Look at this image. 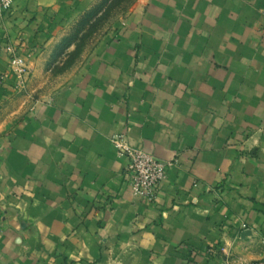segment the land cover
<instances>
[{"label":"crops","instance_id":"1","mask_svg":"<svg viewBox=\"0 0 264 264\" xmlns=\"http://www.w3.org/2000/svg\"><path fill=\"white\" fill-rule=\"evenodd\" d=\"M93 1L0 16V264L264 259V0H136L28 107L3 78L12 52L35 75ZM115 135L174 161L154 203L132 195Z\"/></svg>","mask_w":264,"mask_h":264},{"label":"rangeland","instance_id":"2","mask_svg":"<svg viewBox=\"0 0 264 264\" xmlns=\"http://www.w3.org/2000/svg\"><path fill=\"white\" fill-rule=\"evenodd\" d=\"M136 0H94L91 7L76 18L50 47L36 74L30 68L26 87L19 92L27 106L49 98L64 87L88 62L99 42L112 33L129 13Z\"/></svg>","mask_w":264,"mask_h":264},{"label":"built area","instance_id":"3","mask_svg":"<svg viewBox=\"0 0 264 264\" xmlns=\"http://www.w3.org/2000/svg\"><path fill=\"white\" fill-rule=\"evenodd\" d=\"M13 0H0V16L10 13ZM13 78V88L16 92L25 89L30 76V68L22 58L12 52L9 62V73L3 76ZM111 142L117 156L126 162L125 175L128 178V188L136 198L154 203L162 184L166 180V169L173 166L174 161L162 162L141 149L132 147L124 135H115ZM245 229V226H242ZM260 245L264 249V237L260 238ZM246 264H264V259Z\"/></svg>","mask_w":264,"mask_h":264}]
</instances>
